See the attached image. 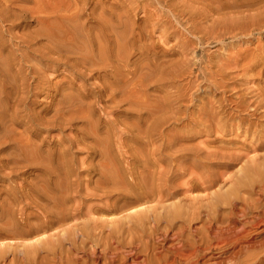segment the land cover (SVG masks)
<instances>
[{"label": "rangeland", "instance_id": "obj_1", "mask_svg": "<svg viewBox=\"0 0 264 264\" xmlns=\"http://www.w3.org/2000/svg\"><path fill=\"white\" fill-rule=\"evenodd\" d=\"M14 1H16L18 4L24 3L25 6H33L34 5L33 4L34 0L33 1L27 0L26 2H25V0H14ZM20 1H22V2H20ZM45 1H46V3L51 2L54 5L60 4L56 0H45ZM59 1L62 2V0H59ZM64 1L66 2V4H69L72 8H75L76 0H64ZM78 1L79 0H77V4L80 3V1H84V0H80L79 2ZM191 1L192 2L195 1L196 3L194 5H192L190 3ZM199 1L201 2V0H198V1L189 0V3L187 4L188 1L184 0L182 2H186V3L185 4L179 3V5H181V6H179L177 4V0H172V2L177 4V5H175L176 7L174 5L169 6V7L163 6V8L165 10H168L169 8H171V9L173 8V9H176L175 11H177L178 9L183 8L185 14L183 12L182 17H180L179 20H176L175 16L171 13L170 10H168L169 15L163 14L161 12V10H159L160 4H158V2H159L158 0L157 1L156 0H117V1L116 0H98V1L97 0H85L84 2H87L89 4H87L86 10L79 13L81 16L79 15L77 18L75 16V17H73V19H70V18L67 19L64 16L63 17L62 16L54 17V15H51L52 17L50 16V19L48 20L49 22L47 21V23H45V24L38 21V19L35 16H29L31 14H28L25 17H18V18H16L17 20L15 19V17H13L14 19L11 18V20L8 19V20L4 21L2 19L3 17L2 18L0 17L1 18L0 19V60L4 59V57H6V60L8 59L9 61L8 60L7 61L10 62V64L8 63L9 64V68H7L8 72L4 73L7 76H4V74L2 73L1 74L2 76L0 75V78H4V80H7V82H12V80H13V82H15L16 79H18V78H20V76H22L20 79H21L22 83L25 82L24 83L25 87L28 84V82L31 83V85H30L31 87L29 86V88L31 89L30 93L28 91V88H26V89L22 88L23 91H21V89H19L20 93L24 92L25 95L23 93L21 95L19 93V90H18L17 91L18 93H16V95H15L16 97L14 96L15 93L13 94V96H14L13 100H12L13 96H10V95L8 96L7 93H5V95L2 94L0 97V101L2 102V103L0 102V108H1L0 109L1 110L0 111V115H1L0 116V133H1L0 138L5 140V142L3 141L4 144H3L2 140H0L1 141L0 142L1 143L0 144V166H1L0 171H2V172H0V201L6 200L8 198V197L6 198V195H9V197H10V196L14 195L15 193L18 194V192L21 196H24L23 200H25L26 195L28 197L31 194H33L32 190H31L32 187H33V189H38L40 191L41 189L44 188V185L41 188V185H42L41 183H43V181L48 184L49 180L47 181V179H51L50 181L53 183L52 185H55L56 181H57V183H60V182H62L61 180L63 178L66 180V182H65V180H64V182L67 184V181L69 180V178L66 179L67 178V177H65L66 173L65 174L63 173L64 172L63 170L66 169L65 165H69V167L76 174L73 176L74 179L80 178L81 181L85 180L84 184L85 183L87 184V182H88L87 185L88 186L91 185L89 187V188H91L93 186V184H95L93 182L99 178L98 176H99V172H100L101 161H103V158L101 157L100 153L97 150L99 148H101L100 146H102V138H105L108 136H110V138H111L112 156L116 157L118 160V162H116V164L117 163L118 164H125V163L131 164L132 159L133 158L135 159V155L132 152L135 150V148H132V150H130L132 145H133V147H134V145H135V147L139 146L136 149H140V147H141L140 143H141L142 139L139 137V135H137L136 132H133V129L139 123V121H137V120H139L142 110H143L142 112L145 113L143 115V118L140 119L142 125H143V123H146V122L148 123L149 120H151V122H156L158 124L161 120V119H159L160 116H162L164 119L165 118L164 115L166 114L165 123L162 124L163 129H164V132H163L164 136L162 135L163 138H160L159 137L160 135L154 136L155 139L157 137L158 138L156 139V141H153L155 139H154V137L153 138L151 137L153 140H149L150 145L148 147L149 149H152V147L160 146L161 143H163V142H165L166 145L169 143L172 146V147L171 146H167V147L162 146L164 149H166V150H164L162 148L164 150V153L166 155L169 154L168 155L169 160L165 159V160L159 161L158 166H160V168H161V165H163V164H160V162L165 164V162L167 161L168 162V163L166 162L167 166L165 167V165H164V167L169 168V166L171 164H175L174 161L171 164H169L170 160H173L175 158H176V160L178 159V161L182 160V159L179 160V158H180L179 156H182L181 153H184V152L189 154L190 152L193 153L195 151V153H197V154L194 153V156L196 155L195 157L197 159H200L203 162L205 161V163L210 161L211 154H212L215 161H214V159L211 160L212 161L211 164L208 162L207 163L208 166H205L206 168L196 166V165H194V166L197 169L193 166L191 168H194L193 172L196 170L198 173L200 172V170H201V172L203 171V173H206L207 171H205V169L212 172V169H213V171H214L213 173L215 175V178L219 179L218 181L223 183L222 185H224L225 186L224 188L226 189V187H228L231 184V180L235 179L234 173L238 167L235 164L241 162V161H239L238 158L241 159L242 156H243L242 158H245L246 156H249V157L252 155L254 156V155H256V152L258 154L264 153V150H262V149H260V151L254 150L255 145L259 144L256 142H258V140L260 138L264 139V106H263L264 105V100H263L264 99V4H263L264 0H223V1L221 0L220 2L223 5L218 4V6H216L217 0H216V2H215V0H211L214 2L213 4H216L215 5L216 7H214V11H213L212 15L209 14V15H207L205 17L203 16L201 18H199L200 16L198 17L196 13L201 10L200 7L204 6V4H203L204 1H202V3H201L202 6H201ZM56 2H58V3H56ZM209 2H210V0H209ZM196 4H198L197 6H199V5L200 6L197 7ZM189 6H190V8H188ZM191 6L192 7L196 6V9H194L195 7L193 8L194 10L197 11V12L194 11L195 14H193V12L190 11V9L192 8ZM161 7L162 6H160V9H161ZM111 8H112V10H111ZM114 9H116V10H114ZM117 9H119V10H117ZM74 11H76V9H74ZM101 11L103 12L102 13L103 15L100 13ZM119 12L122 14L119 15L120 14ZM189 12H191V13H189ZM163 15H164V17H163ZM105 16L108 19L107 18L105 19ZM120 16H121V19H120ZM255 17H257V18H255ZM78 18H79V20H78ZM103 18H104V20H102ZM160 18H164L163 20L167 19V20H169V22L166 20L167 24H165L164 27L162 25H160V27H158L157 25L155 26L153 24V22L154 21L157 22L158 19L160 21L161 20ZM14 20H16V21H14ZM80 21L83 23V25H80V24H82ZM99 21L100 22L108 21L111 25H118L120 21H123L126 24H128L129 27L134 28L136 39L140 36L139 35L140 32L143 31L142 33H144V31H145V33H144L145 35L141 36L142 37L141 41L137 39L136 43H137V46H138V43H142L143 45H145V49H147V51L149 50V53L150 52L151 53L149 55L148 54L142 55L141 51L143 48L142 47H141V49L139 47L136 48L137 46L135 45L136 47L132 48L133 52L130 53V56H128V59H130V60L127 59L126 61H124L122 63L121 61L123 59L122 60L120 59L121 61L118 60V64H117L120 66V69H118V73L122 74V72L125 71V74H126V75L124 74L125 76L121 75L122 79H124V78H125V80L127 79L126 82H125V80L123 81V87H125L126 89L128 86L132 87L133 90L131 88L127 89L128 91L126 90L127 94L129 96L130 91L132 90L131 91V94H133L132 97L137 99V100L140 99V101H142L141 104L144 103L143 105L145 106V108L142 110L140 109L139 106H137L136 104H133L132 100L130 102V99H128L126 101H121V103L116 105L117 102L115 103V101H113L110 98V96H108V95H106V96H108V98H106L105 95H104L105 97L103 96L106 99H104L102 97L98 98L97 96H95V98H94V93L91 92L89 94V92L91 91V89H95L97 87L98 84H96V82L98 83V80H99V82L102 81L99 78L98 74H95L94 72H91L89 74H87V72H85V74H84L83 71H81L82 72L81 73L80 70H77V68L71 66L70 64H69L70 66L68 65L67 67L62 66L60 68H57V66L56 67H54V66L48 67V66H45L41 63L39 64V61L37 62V60L40 59L42 56L41 52H43L45 49V48L42 49V47L47 48V45H44L45 42H44V44L42 43L44 40H46L45 35H41V37L36 36V35H38V34L40 35V31L42 30V28L44 26H46V24L50 23L49 25L52 26L54 29L58 30L60 36H63V37H60V36H58V37H60L62 39L67 38V40H65V39H63V40L68 41V37L69 38L72 37V39H74L76 36V33L79 32L80 30L84 31V29H90V31H92L93 33H98V29H99L98 25L100 23ZM168 23H170V24H168ZM60 24H61V26H58ZM79 26H81V27H79ZM84 26H86V27L84 28ZM208 27H210V28H208ZM8 29H9V31H8ZM146 29H147V32H146ZM27 30H28V33H27ZM58 31H56V32H58ZM34 32L35 33L38 32V34L34 35ZM84 32H86V31H84ZM74 33H75V36H74ZM28 34H31V36L30 35L28 36ZM32 34L37 37L38 41H37V39H35L34 36H32ZM65 34H67V35H65ZM25 35H27L28 37H31V39L34 37L33 38V39H35V41L33 40L34 44H33V42L31 43L30 42L31 40H29V38L27 36L25 37ZM148 37H150V38H148ZM72 39H69V40L71 41ZM39 40H40V42H39ZM123 40H125V39L120 40V43H119L120 46H122V45L123 46H125V45L131 46L130 44L128 45L126 43V40L125 41H123ZM26 42L27 43L30 42L31 44L30 43L29 44L33 45V47L30 48V45L29 44L27 45ZM35 42H36V45H35ZM112 45L114 46V48H117V44H115L114 42H112ZM40 47H41V49H40ZM36 48H37V50H36ZM28 49H29V51H28ZM27 55H29V56H27ZM36 56L38 59L36 58ZM29 57L30 58L32 57L31 60ZM37 63H38L39 67L37 66ZM151 63H152V65H151ZM121 64H122V66H121ZM128 65L130 67H128ZM155 65H156V67H155ZM0 66H1V64H0ZM34 66H37L38 68H36ZM119 66H117V67L119 68ZM70 67L75 72H72ZM131 67H132V69H130ZM137 67H138V69H137ZM4 69L6 70V66ZM37 69H40V70L38 71ZM121 69H125V70H121ZM22 70H24V71H22ZM148 70L150 73L148 72ZM154 70L156 72H154ZM128 71L130 72V74ZM139 71L140 72L142 71L143 73L142 72L140 73ZM127 72H128V74H127ZM155 73L156 74L158 73V74L156 75ZM13 74H14V77H12ZM86 74L88 75V77H86L87 76ZM159 74H161V75H159ZM76 75H77V77H75ZM92 75L96 76L97 78L93 77ZM129 75H130V77H129ZM137 75H139V76L136 77ZM122 76H124V77H122ZM37 77H39L40 80L37 79ZM84 77H86V78H84ZM142 77H143V79H142ZM42 78H43V80H42ZM130 78H132L131 80H133V81H131ZM137 78H139L140 82L143 84L140 85L139 84L140 82ZM20 79H18V81ZM33 80L34 81L36 80L35 82H38L37 83L38 86L36 85V87H33V85L35 86V82H33ZM42 82L44 84H46V85L48 84V85L45 86ZM125 83H126V85H128V84L129 85L125 86L124 85ZM144 83H146V84H144ZM40 84H42V85H40ZM139 85H140V87H139ZM6 86L7 87L10 86V84L7 83ZM40 87H43V88H40ZM47 87H50V88H47ZM34 88H36V89L34 90ZM135 88H136V90H135ZM137 88H139V90ZM45 89H47L49 91L48 93H50V94L47 95ZM9 90H10V88H8L7 91H9ZM40 90L41 91L43 90L44 92L43 91L40 92ZM59 90H61V91H59ZM25 91H26V93H25ZM34 91H35V95H34ZM37 91H39L38 94H37ZM138 92L139 93L142 92L141 93L142 95L141 94L139 95ZM81 93L85 94V95L82 96ZM18 94H20L19 95L20 97H18ZM86 94H88V95H86ZM136 94L139 96H137ZM186 94H187V96H186ZM125 95L126 94H123V96H125ZM163 96H164V98H163ZM74 97L77 99L74 100L75 99ZM130 97H131V95H130ZM89 98H90V100H89ZM120 98L121 97L119 96V99ZM160 98H162V99H160ZM18 99L20 101L15 102V101H18ZM150 99L152 101L153 106L150 105L151 104ZM164 100H166V101H164ZM61 101H62V103L60 104L59 102H61ZM71 101L77 103L79 106L76 107L75 105H77V104H74ZM259 101H260V103H259ZM11 102H12V104H11ZM25 102H26V104H25ZM27 102H29L30 104ZM78 102H84L81 105L82 106L86 105V107L89 108V110L86 107L84 109V107H82L80 105V103H78ZM58 103L60 104V106H58L59 105ZM129 103L132 106L131 108L129 106ZM245 104H248V105H245ZM6 105H7V107L12 106V109L9 107L6 108ZM69 105L70 106L72 105L71 108L73 107V105L75 106V108L73 107L72 109H74L73 111L76 113V115H74L73 111H70L71 108L69 107ZM154 105H157V106H154ZM20 106H22V107H20ZM65 106H68L69 108H66ZM134 106L136 107V109L134 108ZM158 106L160 108H158ZM63 107L65 109L64 111H62ZM79 107H80V110H82V108L84 109V111L87 109V111L89 112L90 115L87 112V114L89 115L87 117L86 113L83 114V111L81 112L82 115L80 114V112L78 113L77 111L79 110ZM155 107H157V108H155ZM59 108H61L62 110ZM90 108H91V110H90ZM150 108L153 109V110H151V112H150ZM154 108L156 109V113L158 112L157 113L158 115H156V116H153V113L156 114ZM246 108H247V110H246ZM173 109H175V110H173ZM8 110L10 111L11 116L8 115L9 114ZM67 110H69L70 112ZM55 111L56 112L58 111L57 112L58 114ZM60 111L63 112V114H64V112L65 113L69 112V113H66L64 115H66L67 117L71 115L73 117V120L70 117L65 118L66 116H64ZM146 112H148V113H146ZM163 112H165V113H163ZM168 112H169V114H168ZM55 113L58 115V117L59 116H62V117L58 118ZM59 113H61V114H59ZM159 113H161V114H159ZM6 114L9 116L8 118H7ZM78 114H80V115H78ZM149 114H151V116H148V117L145 116V115H149ZM54 115H56L55 117L57 118V120H54V118H55ZM138 115H139V117H138ZM18 116H19L20 120L18 119ZM76 116L77 117L81 116V117L76 118ZM85 116H86V118H85ZM52 117H54L52 120H48V119H51ZM146 117H147V120L144 122V118L146 119ZM153 117H155L156 119ZM30 118H32L33 120ZM36 118H37V121L35 120ZM63 118H65V119H63ZM149 118H151V119H149ZM21 119H23V120H21ZM58 119H60V120H58ZM61 119L63 121H66V122H64L66 124H64L63 121H61ZM68 119L70 121H68ZM142 119H143V121H142ZM163 119L161 120V122L163 121ZM209 119H211V120H209ZM24 120H25V122H24ZM29 120L31 123L28 122ZM41 121H43V122H41ZM44 121H45V123H47V121H48V124H50V125L45 124ZM50 121L51 122L57 121L56 122L57 125L54 124L55 122L52 124ZM132 121H134V122H132ZM1 123H2V125L3 124L4 125L2 126ZM58 123H60V124H58ZM67 123H70V124H67ZM61 124H63V126ZM164 124H165V126H164ZM30 125L32 127H30ZM87 125H88V128L90 127L89 130H86ZM5 126H7V128H9V129H7ZM48 126H50L51 129H48ZM92 126L96 130V133H95V130L92 128ZM143 127H145V125ZM216 127L218 129H216ZM209 128H210V130H209ZM34 129H36L38 131V133ZM92 129L94 132L92 131ZM165 129H168V130H165ZM125 130L128 133H126ZM90 131H92V132H90ZM107 131L110 132L111 135H109V133ZM123 131H125V132H123ZM166 132H169V133H166ZM23 133H25L26 135H24ZM153 133H155V132H153ZM2 134H4V135L6 134V135L3 137V136H1ZM13 134L14 135L16 134L15 135L16 137H14ZM81 134H83V135H81ZM100 134H101V136H100ZM165 134L167 135V137ZM17 135H18V138H17ZM126 135H128V137H130V138H128ZM132 135L134 136V138ZM154 135H156V134H154ZM168 136L170 137L169 138L170 141L173 142L175 138H176L175 140H177V141H175V143H170V141L168 140ZM257 136L259 139L257 138ZM5 137H7L8 142L6 141ZM121 137H122V139H121ZM131 137L133 138V140ZM164 137H166L167 139H165ZM255 137H256V139H255ZM93 138H94V140H93ZM136 138H138V139H136ZM263 139H262V141H263ZM131 140H132V142H131ZM138 140L140 141V143L138 142ZM160 140H163V142L160 143ZM21 141H23V142L21 143ZM93 141L96 142V143H94L95 145H91V144H93ZM115 141H117V142H115ZM120 141L122 143L125 142L124 143L125 145H121L122 143ZM152 141L154 143H160V144H158V146H155L156 144H154ZM18 142H20L21 144L20 143L19 144L22 146L18 145ZM25 142H27V143H25ZM79 142L80 143L82 142V143L79 144ZM89 142H92V143L90 144ZM29 143H30V145H29ZM97 143L99 144V146L97 145ZM152 144H153V146H152ZM24 145L27 148H25ZM117 145L120 147L118 148ZM28 146H29V148H28ZM35 146L37 148H35ZM126 146H129V147L126 148ZM175 146H177V147L180 146L181 148L185 147L184 149H186V150L182 151V149H181V151L178 154H174V153H177L178 149H180L177 147L175 149L174 148ZM21 147L25 151H26V149L30 150V147L35 148V149L32 148L31 150H34V151H32V152H34L33 153L34 155L36 154L38 156V154H40L38 156V157H40V158H38L40 165H38V161H37L38 159H36L35 161L29 160L28 162H30V164L26 161V163H24L25 166L21 164L23 162L18 164V165H22V166H19L20 173L18 170H16L15 172L14 171L11 172L10 169H9L10 172H8L7 171L8 168L6 167L7 160H8L7 165L8 164L12 165L13 163L10 161L14 158L15 159L17 158V155H14V154L16 152H18V150L20 153L25 152L24 150L23 151L20 150ZM57 147H60L59 150ZM124 147L126 148L125 151H127V152L124 151ZM15 148L18 150L15 151L14 150ZM45 148H47V149H45ZM60 149H63V151H61ZM171 149L175 150L176 152L172 151ZM45 151H47V152H45ZM129 151H131V152H129ZM32 152L28 151V153H32ZM61 152L64 153L65 156H63V157H65L64 158L65 160L63 159V157L60 158V155L62 154ZM172 152L174 155L172 154ZM26 153H27V151H26ZM48 153H50V154H48ZM191 153H190V156H193V155H191ZM208 153L210 154V156H208V157H210V159L207 157V155H209ZM51 154H52V156H51ZM199 154H200V156L198 157ZM201 154L203 155L202 158H201ZM177 155L179 158H177ZM229 155H230V157H229ZM231 155L234 158H232ZM5 156H6V158H5ZM169 156L172 158H170ZM194 156H193V158H194ZM204 156L207 157L208 159L205 158L203 160ZM217 156H219V157L215 158ZM220 156H221V158H220ZM158 157L160 158V160L163 158L160 156H156L155 158H158ZM44 158L46 160L45 161L46 163L41 162V160L43 161ZM189 158H191V157H188V159L186 158L187 166L188 165L191 166L190 162L194 161V159H195V158L194 159L191 158L192 159L191 160ZM225 158H230V159L232 158L233 160L229 161L230 159L227 160ZM236 158H237V161H234V160H236ZM9 159H11V160L9 161ZM219 159H221V160H219ZM2 160H3V162H2ZM61 160L64 161V165L62 164L63 162L61 163ZM128 160H130L131 163ZM48 161H50V162H48ZM125 161H127V162H125ZM217 161H218V163H217ZM31 162H34L35 164L32 163L33 164L32 165ZM227 162L232 163V164L234 163L235 166L233 167L232 164L231 165L227 164ZM48 163H50V166H46V165H48ZM41 164H43L45 166L43 167V165L41 166ZM51 164H53L52 167H56V168L58 167V169H60V170H57L56 168H54V169H56L54 171V169L51 167ZM88 164H89V166H88ZM132 164H134V162ZM209 164L211 165L210 167H209ZM175 165H177V163ZM212 165H214L215 167ZM62 166H63V168H62ZM4 167L7 168V169L5 168L7 172H3V171H5ZM41 167L44 168L45 170H43ZM48 167H50V168H48ZM20 168H23V169L20 170ZM26 168H29V169L23 171ZM40 168H41V170H39ZM191 168H189V169H191ZM2 169H4V170H2ZM35 169H37V170H35ZM52 169H53V171H52ZM162 169H163V167H162ZM21 171H23V172H21ZM36 171H38L40 173L38 174V172H36ZM43 171H44L45 175L46 174L48 175V178H47V176L44 175V173L43 174L41 173ZM46 172H48V173H46ZM189 172H191V171H189ZM189 172H187V173L185 171L180 172L181 174L179 173L175 176L174 185H177V184L180 185V183H181V186H182V187L177 186V188L178 187H180L181 189L186 188L187 186L184 185L183 183L187 180L191 181L190 183H194V181H196V182L198 181V179H197V177L199 176L198 173L196 174V172H194L195 173V175H194V173L191 172L192 175L195 176V177H193L191 175V173H189ZM8 173H10L9 176L5 175ZM55 174H56L57 178H55ZM78 174H80V175H78ZM60 175H63V176H60ZM202 176H203V174H202ZM202 176L200 175V177H202ZM229 176H231V177H229ZM52 177L54 179H57V180L54 181L52 179ZM35 179L36 180L39 179V180H37L38 182H36ZM192 180H194V181H192ZM64 182H62V184H64ZM36 183H38V184H36ZM46 183H45V187H47ZM185 184H186V182H185ZM30 185H31V188H30ZM32 185H34L35 187ZM36 185H38V186H36ZM17 186H19V187H17ZM85 186L86 185L82 186V188H83L82 191L85 190L83 192H86ZM27 187H29L30 190H29V188L27 189ZM24 190H26V192H27V190H29L30 192L28 191L26 193ZM13 191L15 192L14 194H13ZM23 191L25 192L26 195L24 194ZM54 191H56V190L55 189L52 190V192H54ZM206 192L208 193L209 191L195 190L194 193H192V196H196L199 193L200 194L198 196H203L202 193L205 195ZM10 193H12V195ZM195 193H196V195H195ZM88 195L86 193L85 194L81 193V191H80V193H77V194L73 193L72 198L69 200L70 206H76V205L80 206V204H82V202H83V205L86 204L85 206H87V204H92L93 206H96V204H99V201H100V205H101V204L107 203L108 202L107 200H109V198L107 199L105 197L98 198L97 195H91V194H90V196H88ZM1 198H2V200H1ZM35 198L36 197L32 198L33 200L31 198H28L29 201H28V199L25 201L27 203L29 202L28 203L29 205H31V204L33 205V206L31 205L28 207L30 210L27 208L29 210V212L37 211L35 208H37L36 204L38 201H36L37 198L36 199ZM39 198L40 197H38V200H40L41 202L44 201L43 199H41V198L39 199ZM74 198H75V200H72ZM76 200H77V203L75 202ZM105 201H107V202H105ZM109 201L111 202L112 199ZM41 202H38V204L41 205ZM78 202H79V204H78ZM83 205H81V207H83ZM32 207H34V208L32 209ZM28 210H27V212H28ZM34 215L35 214H33V213L30 215V221L31 222H33L36 218ZM96 215H97V213H96ZM98 215L101 216V214H98ZM31 216L35 217V218H33V221L31 220L32 219ZM35 221H37V218Z\"/></svg>", "mask_w": 264, "mask_h": 264}, {"label": "bare ground", "instance_id": "obj_2", "mask_svg": "<svg viewBox=\"0 0 264 264\" xmlns=\"http://www.w3.org/2000/svg\"><path fill=\"white\" fill-rule=\"evenodd\" d=\"M26 1L27 0H25V2ZM56 1H58L60 4L54 5L51 2L46 3L45 0H34V2H33L34 5L32 4L33 6H25L24 3L18 4L14 0H0V17L1 18L3 17L2 19L5 21L8 19L11 20V18H13V17H15V19H16L18 17H25L26 15L31 14L29 16H35L38 19V21L45 24L50 19L51 15H54V17H58V16L63 17L64 16L67 19L68 18L73 19V17H75V16L77 18L80 15L79 13L86 10V6H87V4H89V3H87L88 1L84 2L85 0L84 1L79 0L80 3L77 4V0H76V4H75L76 6L74 5L75 8H72L69 4H66V2L64 0H62V2L59 0H56ZM158 1H159L158 4H160V6H162L161 9L159 6V10H161V12L163 14L169 15L168 10H170L171 13L175 16L176 20H179V18L182 17L183 12H184L183 8L178 9L179 8L178 7L177 8L178 10L175 11L176 9H173V8L172 9L167 8L168 10H165L163 8V6L169 7L172 5L175 6L177 4L179 5V3L185 4L186 2H182L184 0H177V4L172 2V0H158ZM185 1H188L187 4L189 3V0H185ZM196 1H198V0H196ZM202 1H204V3H203L204 6H202V4H201ZM220 1L221 0H217V3H216L217 5H216V4H213L214 2L211 0H210V2H209V0L208 1L207 0H201V2L199 1L201 6H202V7H200L201 10L199 12L194 10V9H196V6L198 5V4H196V6H194L195 8L191 6L192 10L190 9V11H192L193 14H195V12H197L196 14L198 17L200 16L199 18H201L203 16L205 17L209 14L212 15V13L214 11V7L218 6V4L223 5ZM20 2H22V1H20ZM58 2H56V3H58ZM215 2H216V0H215ZM190 3L192 5H194L196 2L191 1ZM179 6H181V5H179ZM199 6H197V7H199ZM188 8H190V6ZM74 9H76V11H74ZM111 10H112V8H111ZM114 10H116V9H114ZM117 10H119V9H117ZM100 13L102 14L103 12L101 11ZM189 13H191V12H189ZM121 14L122 13H120L119 15H121ZM184 14H185V12H184ZM163 17H164V15H163ZM106 18L107 17L105 16V19ZM255 18H257V17H255ZM120 19H121V16H120ZM160 19H161L160 21H159V19L157 20V22L154 21L153 24L155 26L157 25L158 27H160V25H162L164 27L165 24H167L166 23L167 19L166 18H165L166 20H163L164 18H160ZM16 20H14V21H16ZM78 20H79V18H78ZM102 20H104V18ZM167 21L169 22V20H167ZM49 24L50 23L46 24V26H44L42 28V30L40 31V35L38 34V32H36V33L34 32V35L38 34L36 36H39V37H41V35H45V38L47 40V41L44 40L42 42L43 44L45 42L44 45H47V48L42 47V49L45 48L46 50L44 49L43 52L40 51L42 53L41 58L38 59L36 56V58L38 59L37 62L39 61V64L41 63V64L48 66V67L49 66H51V67L57 66V68H60L62 66L67 67L70 64L71 66L77 68V70H80V72L83 71L84 74H85V72H87V74L94 72L95 74H98L99 78L102 80L101 82H99V80H98V83L96 82V84H98V85L95 89L90 88L91 91L89 92V94L91 92L94 93V98H95V96H97L98 98H100V97L104 98L106 95H108V96H110V98L113 101H115V103L117 102L116 105L121 103V101H126V100L130 99V102L132 100V103L139 106L141 110L145 108V106L143 105L144 103L141 104L142 101H140V99L137 100V99L132 97L133 94H131V91L133 89H132V87L128 86L129 84L126 85V83H125L124 85L128 86L127 89H129V88L132 89L130 91L131 97H130V95L128 96V94H127L128 90L125 87H123V81L125 80V78L124 79L121 78V75H124L125 71H123L124 73L122 72V74H119L118 69H120V66L117 65L118 60L123 59L122 61L120 60L123 63L124 61H126L128 59V56H130V53L133 52L132 48H135L137 46L136 40L138 39L141 41V38H142L141 36L145 35L144 34L145 31H144V33H142L143 31L140 32L139 33L140 36L139 37L137 36L138 38L136 39L134 28L129 27L128 24H126L125 22L120 21L118 25H111L108 21H102L98 25L99 26L98 27L99 29L97 28L98 33H93L92 31H90V29H84V31H86V32L81 31V30L79 32L76 31L77 32L76 36L74 33L75 38L72 39V37L71 38L68 37V41H69L68 42V41L63 40L65 38H63V39L60 38L63 36H60L59 31L54 29ZM168 24H170V23H168ZM80 25H83V23ZM58 26H61V24ZM79 27H81V26H79ZM85 27L86 26H84V28ZM210 27H208V28H210ZM8 31H9V29H8ZM56 31H58V32H56ZM146 32H147V29H146ZM27 33H28V30H27ZM29 35L31 36V34H28V36ZM34 35L32 34V36H34ZM65 35H67V34H65ZM26 36L27 35H25V37ZM36 36H34L35 39H37ZM58 36H60V37H58ZM28 38H29V40H31L30 41L31 43L33 42V40L35 41V39H33V38L31 39V37H28ZM148 38H150V37H148ZM69 39H72V40L70 41ZM122 39H125L126 43L128 45L130 44L131 46H127V45L120 46L119 43H120V40H122ZM40 40H39V42H40ZM65 40H67V38ZM125 40H123V41H125ZM37 41H38V39H37ZM112 42L117 44V48H114V46L112 45ZM29 43H27V45ZM33 44H34V42H33ZM35 45H36V42H35ZM32 47H33V45H30V48H32ZM138 47L140 49H141V47L143 48L141 51L142 55H144V54L149 55L151 53V52L149 53V50L147 51V49H145V45H143L142 43H138V46L136 48H138ZM40 49H41V47H40ZM36 50H37V48H36ZM28 51H29V49H28ZM27 56H29V55H27ZM31 58H30V60H31ZM7 60H6V57H4V59L0 60V64H1L0 75L2 73L4 74V73L8 72L7 68H9L10 62H8L9 60L8 61ZM128 60H130V59H128ZM151 65H152V63H151ZM5 66H6V70L4 69ZM37 66H38V63H37ZM37 66H34V67L38 68L39 66L38 67ZM117 66H119V68ZM121 66H122V64H121ZM128 67H130V66L128 65ZM155 67H156V65H155ZM130 69H132V67ZM137 69H138V67H137ZM37 70L39 71L40 69H37ZM71 70H72V68H71ZM121 70H125V69H121ZM22 71H24V70H22ZM72 72H75V71L72 70ZM128 72H127V74H128ZM148 72H149V70H148ZM154 72H156V71L154 70ZM129 74H130V72H129ZM159 75H161V74H159ZM4 76H7V75L4 74ZM124 76H122V77H124ZM138 76L139 75H137L136 77H138ZM12 77H14V74ZM21 77L22 76H20V78ZM75 77H77V75ZM86 77H88V75ZM86 77H84V78H86ZM93 77H96V76H93ZM129 77H130V75H129ZM20 78H18V79H20ZM18 79H16V80L14 79L15 82H13L12 79H11L12 82H7V80H4V78H0V97L2 94L5 95V93H7L8 96L9 95L13 96V94L15 93L14 94V96H15L16 93H18L17 91L19 89H21V91H23L24 88L25 89L28 88V91L30 93L31 89L29 88V86L31 85V83L28 82V84L25 87L24 86L25 82L22 83L21 79L19 81H18ZM37 79H39V77H37ZM131 79L132 78H130V80ZM137 79L139 80V78H137ZM142 79H143V77H142ZM42 80H43V78H42ZM35 81L33 80V82H35ZM126 81H127V79L125 80V82ZM131 81H133V80H131ZM139 82H140V80H139ZM7 83H9L10 86L7 87L6 86ZM37 83L38 82H35V86L33 85V87H36V85L38 86ZM139 84L141 85L143 83L140 82ZM144 84H146V83H144ZM40 85H42V84H40ZM44 85L47 86L48 84L47 85L44 84ZM140 85H139V87H140ZM8 88H10L9 91H7ZM40 88H43V87H40ZM47 88H50V87H47ZM35 89L36 88H34V90ZM137 89L139 90V88H137ZM45 90H46L47 95L50 94V93H48L49 91L47 89H45ZM135 90H136V88H135ZM42 91L40 90V92H42ZM59 91H61V90H59ZM38 92L39 91H37V94H38ZM19 93H20V90H19ZM22 93L24 94V92H21L20 94L22 95ZM25 93H26V91H25ZM141 93H139V95ZM20 94H18V97H20L19 96ZM123 94H126L127 96L126 95L123 96ZM34 95H35V91H34ZM81 95L83 96L85 94L81 93ZM86 95H88V94H86ZM139 95H137V96H139ZM14 96H13L12 100L14 99ZM108 96H106V98H108ZM119 96L121 97L120 99H119ZM164 96H163V98H164ZM186 96H187V94H186ZM106 98H104V99H106ZM76 99L77 98H75L74 100H76ZM160 99H162V98H160ZM89 100H90V98H89ZM19 101L20 100L18 99V101H15V102H19ZM150 101H151V99H150ZM164 101H166V100H164ZM27 103H29V102H27ZM59 103L61 104L62 101ZM72 103L77 104L75 102H72ZM78 103H80V105H81L84 102H78ZM259 103H260V101H259ZM11 104H12V102H11ZM25 104H26V102H25ZM60 104L58 106H60ZM150 105H152V101H151ZM245 105H248V104H245ZM71 106L69 105L70 108H71ZM75 106L78 107L79 105L77 104ZM75 106L73 105L74 108H75ZM129 106H130V108L132 107L130 103H129ZM154 106H157V105H154ZM8 107L12 109V106L11 107L8 106ZM8 107L6 105V108H8ZM20 107H22V106H20ZM65 107L69 108L68 106H65ZM82 107H84V109H85L86 105H84ZM61 108H59V109H61ZM72 108L70 109V111L74 110ZM134 108L136 109L135 106H134ZM155 108H157V107H155ZM158 108H160V107L158 106ZM84 109L82 108V110H80V107H79L80 111L78 110L77 112L78 113L80 112V114H81V112L83 111V114L86 113V115L88 117L90 114L87 111V109L89 110V108H87L85 111H84ZM64 110L65 109L63 107L62 111H64ZM90 110H91V108H90ZM151 110H153V109L150 108V112H151ZM173 110H175V109H173ZM246 110H247V108H246ZM10 111L8 112L9 113L8 115L11 116ZM67 111H69V110H67ZM142 111H141V116H140L139 120H137V121H139V123L137 125L135 124L136 126L133 129V132H136L137 135H139V137L142 139L141 143L138 140V142L141 144L140 149H136L139 146L135 147V145H134V147L132 145V147L130 149V150H132V148H135V150L133 149L134 151H132L133 154L135 155V159L134 158H133L134 160L132 159V163L134 162V164H132L130 162L131 159L128 160L131 164H129V163H125V164H118L117 163L116 164V162H118V160L116 157L112 156V143H111L110 136H108V137L102 138V146H100L101 148H99L97 150L100 153L101 157L103 158V161L100 160L101 161V167H100V172H99V176H98L99 178L93 182L95 184H93V186L91 188H89L91 185L90 186L87 185L88 184L87 181H86L87 184L86 183L84 184L85 180L81 181L80 178L74 179L73 176L76 174L69 167V165H65L66 169L63 170L64 171L63 173L64 174L66 173V176H65V177H67L66 179L69 178V180L67 181L68 185L65 183L66 180L63 178L61 181L64 182V180H65L64 184H62V182H60L61 184L57 183V181H56L57 179H54L53 178L54 176H53L52 179L54 181H56L55 185H52L53 183L50 181L51 179H47V181L49 180L48 184L44 181H43L44 184L41 183L42 184L41 188L43 185H44V188L41 189L40 191L38 189H33V187L31 188V185H30V188H31L33 194L30 193L31 195L28 197L25 194L26 190H24L25 192L24 191L23 192L26 195L25 200H23L24 196H21L19 194V192L17 194L13 191V194L15 193L14 195H12V193H10L12 195L10 197H9V195H6V198L8 197L7 198L8 200L6 199L3 201H0V264H264V153L258 154L256 152V155H254V156L252 155L250 157L244 156L245 158H242L243 156L241 157L239 155L241 157V159L238 157L237 158L241 162L235 164L238 166L237 170L234 173L235 179L231 180V184L228 187H226V189L224 188L225 186L222 185L223 183L219 182L218 181L219 179L215 178V175L213 173L214 172L213 169H212V172L205 169V171L208 172V173L206 172L207 174L203 173V171L201 172V170L199 169L200 172L203 174V176L200 172H199L200 173L199 174L195 170L194 172H196V174L198 173V175H199V176L197 175L198 177L196 176L198 181L196 182V181L192 180V181H194V183H190L191 181L187 180L188 182L185 181L186 184H185V182L183 183L184 185L187 186V187L185 186L186 188H182V189L180 187L177 188V186H181V183H180V185H178V184L174 185L175 176L177 174H179L180 172H184V171L186 173L189 171L193 172L194 168H191V167L192 166L195 167L194 165L200 166V167L208 166L207 163L209 162L211 164L212 163L211 160H213L214 158H213L212 154H211V159H210V157H208V156H210V154L209 153H208L209 155L206 154L211 162L208 161L205 163V161L203 162L200 159H197L195 157L196 155L194 156L195 151L193 153L190 152L191 155H193L195 159L193 158V156H190V153L187 154L184 152L185 154L181 153L182 156H179L180 158L177 155V158H179V160L182 159V160H180L181 162L178 161V159L176 160V158L173 160H170V162H169V164H171L174 161L175 164L177 163V165L171 164L170 166L168 165L169 168L168 167L165 168L167 166L166 164L168 162L166 161L167 162L166 163L164 161L165 164L160 162V164H163V165H161V168H160V166H158L159 161H162L165 159L169 160V158H168L169 154L166 155L164 153V150H166V149H164L162 146H164V147L171 146L167 142L168 140L170 141V139H169L170 137L168 136V140L166 141L168 143L167 145L165 144V142H163V140H160V143L163 142V143H161L160 146H158V144H160V143H154L153 141H156V139L158 138L157 137L155 139L154 136L160 135L159 136L160 138H163V136H164L163 135L164 129H163L162 124L165 123L166 114L164 115V117H165L164 119L162 116H160V118L158 117L161 120L163 119L162 122L160 120L161 123L159 122L160 123V124L158 123L159 125L156 122H151V120H149L148 123L147 122L143 123V125H142L140 119L143 118V115L145 114ZM69 112H66V113H69ZM87 112L89 115L87 114ZM61 113L63 114V112H61ZM61 113H59V114H61ZM66 113L64 112V114H66ZM146 113H148V112H146ZM155 113H156V109H155ZM157 113L156 114L153 113V116L158 115ZM163 113H165V112H163ZM80 114H78V115H80ZM159 114H161V113H159ZM168 114H169V112H168ZM8 115H7V118L9 117ZM56 115H54V117ZM74 115H76L75 112H74ZM64 116H66V115H64ZM145 116L148 117V116H151V114L145 115ZM54 117H52L51 119H48V118L47 119L52 120ZM57 117H58V115H57ZM59 117H62V116H59ZM68 117H70L73 120V117L71 115ZM68 117L66 116L65 118H68ZM80 117L81 116H78V117L76 116V118H80ZM138 117H139V115H138ZM147 117H146V119L144 118V122L147 120ZM37 118L35 119L36 121H37ZM55 118H54V120H57V118L56 119ZM65 118H63V119H65ZM85 118H86V116H85ZM153 118H155V117H153ZM18 119H19V116H18ZM30 119H32V118H30ZM69 119H68V121H70ZM149 119H151V118H149ZM21 120H23V119H21ZM58 120H60V119H58ZM209 120H211V119H209ZM61 121H63V120L61 119ZM142 121H143V119H142ZM24 122H25V120H24ZM28 122L31 123L30 120ZM41 122H43V121H41ZM54 122H51V123L52 124L54 123L55 125H57V123H56L57 121H54ZM64 122H66V121H63V123ZM132 122H134V121H132ZM44 123H45V121H44ZM45 124H48V121ZM58 124H60V123H58ZM64 124H66V123H64ZM67 124H70V123H67ZM1 125H2V123H1ZM48 125H50V124H48ZM61 125L63 126V124H61ZM144 125H145V127H143ZM164 126H165V124H164ZM5 127L7 128V126H5ZM30 127H32V126L30 125ZM87 128H88V125H87ZM87 128H86V130H89L90 127L88 129ZM92 128H93V126H92ZM210 128H209V130H210ZM7 129H9V128H7ZM48 129H51L50 126H48ZM93 129H92V131H93ZM216 129H218V128L216 127ZM34 130H36V129H34ZM165 130H168V129H165ZM92 131H90V132H92ZM125 131H123V132H125ZM153 132H155V133H153ZM37 133H38V131H37ZM95 133H96V130H95ZM108 133H109V135H111L110 132H108ZM126 133H128V132L126 131ZM166 133H169V132H166ZM23 134L26 135L25 133H23ZM154 134H156V135H154ZM5 135L2 134L1 136L4 137ZM15 135H14V137H16ZM81 135H83V134H81ZM128 135H126V136L128 137ZM100 136H101V134H100ZM151 137L152 138L154 137L155 140H153ZM166 137H167V135H166ZM166 137H164V138L167 139ZM5 138L7 141V137H5ZM17 138H18V135H17ZM128 138H130V137H128ZM133 138H134V136H133ZM133 138H132V140H133ZM257 138H258V136H257ZM121 139H122V137H121ZM136 139H138V138H136ZM175 139L173 142L170 141V143H175V141H177ZM255 139H256V137H255ZM262 139L260 138L258 140V142H256L259 144L255 145L254 150H258V151H260V149L264 150V139H263V141H262ZM0 140H2V142L3 141L5 142V140H3L1 138H0ZM93 140H94V138H93ZM132 140H131V142H132ZM149 140H153L152 142L154 144H156L155 146H158V147H152V149H149L148 148L150 145ZM4 142H3V144H4ZM22 142L23 141H21V143ZM115 142H117V141H115ZM19 143L20 142H18V145L21 144V143L20 144ZM25 143H27V142H25ZM81 143L79 142V144H81ZM89 143L91 144L92 142H89ZM94 143H96V142L93 141V144H91V145H95ZM124 143H122L121 145H125ZM29 145H30V143H29ZM97 145L99 146L98 143H97ZM20 146H22V145H20ZM152 146H153V144H152ZM117 147L119 148L120 146L117 145ZM127 147H129V146H126V148ZM176 147L177 146H175L174 148L176 149ZM25 148H27V147L25 146ZM28 148H29V146H28ZM32 148L30 147V150L26 149L27 153L22 147L20 148V150H22V151L24 150L25 152L20 153L19 150L15 148L14 149L15 151L18 150V152H16L14 154V155H17V158L12 159L13 158L12 157L11 158L12 160L9 159V161L11 160L10 162L13 163L12 165L8 164L9 166L7 165V163H8V160H7V163H6V167L8 168L7 171L10 172L9 169L11 170V172H13V171L15 172L16 170L19 171V166H22V165L25 166L24 163H26V161L27 162L29 160L35 161L36 159L40 158V157H38L40 154L37 153L38 156L36 154L35 155L33 154L34 152H32V151H34V150H31ZM35 148H37V147L35 146ZM35 148H33V149H35ZM57 148L59 150L60 147H57ZM126 148L124 147V151ZM177 148H180V149H178L177 153H174V154H178L181 151V149H182V151L186 150V149H184L185 147L181 148L179 146ZM45 149H47V148H45ZM173 149H171V150L176 152ZM60 150L63 151V149H60ZM28 151H31L32 153H28ZM45 152H47V151H45ZM125 152H127V151H125ZM129 152H131V151H129ZM48 154H50V153H48ZM172 154H173V152H172ZM195 154H197V153H195ZM51 156H52V154H51ZM63 156H65L64 153H62L60 155V158ZM156 156H160L163 158L160 160L159 157L155 158ZM199 156H200V154L198 155V157ZM188 157H191L192 159H194V161L190 162L191 166H189V165L187 166L186 158L188 159ZM202 157H203V155L201 154V158ZM207 157L204 156L203 160L205 158L208 159ZM218 157L219 156H217L215 158H218ZM229 157H230V155H229ZM5 158H6V156H5ZM64 158L65 157H63V159ZM170 158H172V157H170ZM191 158H189V159H191ZM220 158H221V156H220ZM232 158H234V157L232 156ZM232 158L231 159L225 158V159H227V160L230 159L229 161H231V160H233ZM237 158L234 161H237ZM219 160H221V159H219ZM37 161H38V165H40L39 159ZM45 161H46L45 158L43 159V161L41 160V162H45ZM214 161H215V159H214ZM2 162H3V160H2ZM21 162H23V163H21ZM48 162H50V161H48ZM125 162H127V161H125ZM20 163L22 165H18ZM28 163L30 164V162H28ZM32 163H34V162H31V164ZM61 163L64 165V161L61 160ZM217 163H218V161H217ZM210 164H209V167L211 166ZM227 164L231 165L232 163L227 162ZM42 165L43 164H41V166ZM164 165H165V167H164ZM232 165H233V167L235 166L234 163ZM44 166L45 165H43V167ZM46 166H50V163H48V165H46ZM52 166H53V164H51V167ZM88 166H89V164H88ZM212 166H214V165H212ZM6 167H4V169ZM162 167H163V169H162ZM41 168L39 170H41ZM48 168H50V167H48ZM52 168L54 169L56 167H52ZM62 168H63V166H62ZM189 168H191L192 170ZM4 169H2V170H4ZM6 169L3 172H7ZM21 169H23V168H20V170ZM27 169H29V168H26L23 171H25ZM42 169L45 170L44 168H42ZM53 169H52V171H53ZM56 169L60 170V169H58V167ZM56 169H54V171ZM35 170H37V169H35ZM23 171H21V172H23ZM0 172H2V171H0ZM36 172H38V171H36ZM191 172H189V173H191ZM19 173H20V171H19ZM39 173L40 172H38V174ZM41 173L43 174L44 171ZM46 173H48V172H46ZM5 175L9 176L10 173L5 174ZM44 175H45V173H44ZM78 175H80V174H78ZM191 175H192V173H191ZM194 175H195V173H194ZM194 175H192V176L195 177ZM200 175L202 177H200ZM45 176H47V178H48L47 174ZM60 176H63V175H60ZM229 177H231V176H229ZM55 178H57L56 174H55ZM37 180H39V179H37ZM37 180H36V182H38ZM45 183L47 184L46 185L47 187H45ZM36 184H38V183H36ZM83 185H86L85 186L86 192H83L85 190L82 191ZM32 186H34V185H32ZM36 186H38V185H36ZM17 187H19V186H17ZM28 188L29 187H27V189ZM30 188H29V190H30ZM54 189L56 191L52 192V190H54ZM29 190H27V192ZM195 190H204V191H209V192L208 193L206 192L205 195L202 193L203 196H198L200 193L198 195H196V193H195L196 196H192V193H194ZM80 191L83 194H85V193L87 195L89 194L88 196H90V194L91 195H97L98 198L105 197L107 199L109 198V200L112 199V201L110 202L109 200H107L109 203L107 201H105L107 203L100 205V201L98 200L99 204H96V206H93L92 204H87V206H85L86 204L83 205V202H82V204H80V206H77V205L76 206H70L69 200L72 198L73 193L77 194V193H80ZM34 197L37 198L36 201H38V202H41L40 200H38V197L43 199L45 202L44 201H43L44 203L41 202V205L38 204V202H37L36 207L38 209L35 208L37 211L29 212L30 209L28 207L31 206L32 204L29 205L28 204L29 202L27 203L25 201L28 198L32 199ZM1 200H2V198H1ZM72 200H75V198ZM28 201H29V199H28ZM75 202L77 203V200ZM78 204H79V202H78ZM81 205H83V207H81ZM34 207H32V209ZM27 210H28V212H27ZM32 213L35 214L34 216L37 218V221H35L36 218L34 216L33 217L31 216V218H32L31 220L33 221V218H35V220H34L35 222L30 221V215ZM96 213H97V215L101 214V216L100 215L97 216Z\"/></svg>", "mask_w": 264, "mask_h": 264}]
</instances>
